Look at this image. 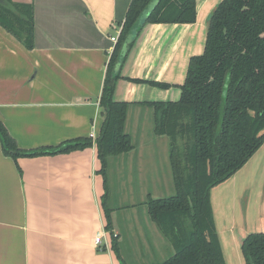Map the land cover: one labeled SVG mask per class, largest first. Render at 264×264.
Returning <instances> with one entry per match:
<instances>
[{
	"label": "crops",
	"instance_id": "0c3cea01",
	"mask_svg": "<svg viewBox=\"0 0 264 264\" xmlns=\"http://www.w3.org/2000/svg\"><path fill=\"white\" fill-rule=\"evenodd\" d=\"M33 46L25 45L0 26V120L21 149L55 146L64 140L97 137L103 121L98 97L106 63L130 0H31ZM193 23H145L120 68L113 100L129 103L124 131L131 154L107 158L104 183L97 172L96 148L67 153L19 157L3 154L0 143V264H115L111 236L117 237L126 264H154L172 254L170 242L149 218H122L130 231L123 238L118 212L109 201L113 174L125 179L132 172L142 181L141 201L158 198L164 169L155 161L159 136L152 133L153 108L142 102L176 101L189 58L204 49L207 18L220 0H195ZM126 78L160 81V88ZM95 137V138H96ZM132 157H128L130 161ZM258 166L261 171L251 169ZM130 179V178H129ZM104 196V206L102 197ZM264 184V141L245 164L213 186L209 198L226 264H244L243 238L264 232V187L259 209L253 199ZM131 187V186H130ZM153 188V189H152ZM152 189L153 191H151ZM129 193V191H127ZM247 200L244 202L242 199ZM253 198V199H252ZM145 205V204H144ZM110 210L111 231L104 208ZM128 208L136 212L134 202ZM101 233L99 244L96 234ZM126 239V240H125ZM133 256L157 262H128L123 244ZM140 259V258H139Z\"/></svg>",
	"mask_w": 264,
	"mask_h": 264
},
{
	"label": "trees",
	"instance_id": "16d2710c",
	"mask_svg": "<svg viewBox=\"0 0 264 264\" xmlns=\"http://www.w3.org/2000/svg\"><path fill=\"white\" fill-rule=\"evenodd\" d=\"M151 0H130L117 40L109 55L98 97L103 121L95 139L81 137L55 146L21 149L0 120V143L4 155L16 161L96 148L98 173L104 183L107 158L128 152L130 136L124 131L129 103L113 100L121 77L120 68L133 43L121 54L127 35ZM195 0H159L146 23H193ZM0 26L19 39L27 49L33 46L31 0H0ZM141 30V28L139 29ZM160 88V81L126 78ZM176 101L142 102L153 108V131L169 138V162L174 194L148 197L149 218L173 249L166 259L154 264H226L209 198L210 189L225 181L264 141V0H220L207 18L204 49L189 58L184 81ZM182 141V146L178 142ZM102 197L104 206V196ZM105 228L111 231L110 210L104 208ZM117 262V237L111 245ZM244 264H264V232L248 233L240 245Z\"/></svg>",
	"mask_w": 264,
	"mask_h": 264
},
{
	"label": "rangeland",
	"instance_id": "374dc122",
	"mask_svg": "<svg viewBox=\"0 0 264 264\" xmlns=\"http://www.w3.org/2000/svg\"><path fill=\"white\" fill-rule=\"evenodd\" d=\"M153 124H151L150 129L152 128ZM152 133H154V131L152 130ZM155 134V133H154ZM156 135V134H155ZM160 137L157 139H160L159 143L155 145L154 148V152H155V161H161V165L162 167H164V169H167L168 171H164L163 174V180H162V184H161V188L158 192L157 197H167L170 195H173L175 190H174V184H173V180H172V173H171V167H170V162H169V138L166 135H157L156 137ZM180 143V145L182 146V141L179 140L178 141ZM121 155V156H119ZM117 156L119 157H126L125 162L123 161V167H127L128 163H130L131 166H136V162H137V150H135V152H132L131 154H127L125 153H121ZM132 157V159L129 161L128 157ZM255 165V164H254ZM256 167H253L251 170L253 172H256L258 169V166L255 165ZM262 167L258 169V171H261ZM135 173V172H134ZM132 172V174L129 177H126L125 179H122L121 177H117V174H113L111 176V179L109 180V184H110V191H109V201L107 203V206L110 207V202L112 204V206L114 208L119 209L120 211L118 212V219H117V228L119 230H121L122 234H123V238H127L128 236H130V231L125 229L124 225H125V221L122 220V218L126 215V212L128 213L130 219L131 217H136L137 222L142 221L143 219H148L147 217V207L145 202L141 201V199L143 198V194H142V187H144L145 184H143L142 181L138 180L137 175L134 174ZM130 178V179H129ZM131 186V187H130ZM263 187L264 184L261 186V195L255 200L253 203V207L254 209L257 208L256 210L259 209V203L262 199V194H263ZM153 189V188H152ZM152 189H150L151 191H153ZM129 191V193L127 192ZM154 192V191H153ZM245 200H247V198L245 199V197L242 199V201L244 202ZM134 202L136 204V212L130 210L128 208V205L130 203ZM145 204V205H144ZM264 205V204H263ZM124 215V216H123ZM145 219V220H146ZM126 240V239H125ZM125 248V249H124ZM128 248H130L129 245H127L126 243L123 244V249L127 252V256L126 259L128 262H138L140 260V262H157L159 259H152V261H148L149 259H144L141 257H136L133 256L131 254V252L128 250ZM140 258V259H139ZM142 260V261H141Z\"/></svg>",
	"mask_w": 264,
	"mask_h": 264
},
{
	"label": "water",
	"instance_id": "95a60500",
	"mask_svg": "<svg viewBox=\"0 0 264 264\" xmlns=\"http://www.w3.org/2000/svg\"><path fill=\"white\" fill-rule=\"evenodd\" d=\"M158 2H159V0H151L147 4L145 9L142 10L141 14L139 15V17L137 19L136 25L131 30V32L127 35V37L123 43V47H122V51H121L122 55L126 53L128 44L134 42L135 38L137 37V35L140 31L139 29L145 25L147 17L152 12V10L155 8V6L157 5Z\"/></svg>",
	"mask_w": 264,
	"mask_h": 264
},
{
	"label": "built area",
	"instance_id": "2783aa9c",
	"mask_svg": "<svg viewBox=\"0 0 264 264\" xmlns=\"http://www.w3.org/2000/svg\"><path fill=\"white\" fill-rule=\"evenodd\" d=\"M120 29H121V26L118 28V31H120ZM111 40H113L114 42H116L117 37H111ZM89 137H91L92 139H95L96 136H95L94 131H92V132L90 133ZM101 236H102V235H101L100 232H98V233L96 234V236H95V244H99V243H100Z\"/></svg>",
	"mask_w": 264,
	"mask_h": 264
}]
</instances>
